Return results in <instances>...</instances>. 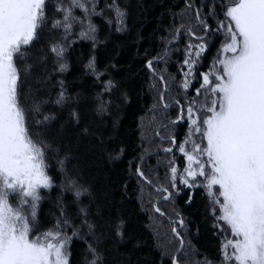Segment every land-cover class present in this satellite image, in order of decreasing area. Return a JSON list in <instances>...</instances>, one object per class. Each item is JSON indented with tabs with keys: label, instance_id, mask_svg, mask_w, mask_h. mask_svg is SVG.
<instances>
[{
	"label": "trees",
	"instance_id": "16d2710c",
	"mask_svg": "<svg viewBox=\"0 0 264 264\" xmlns=\"http://www.w3.org/2000/svg\"><path fill=\"white\" fill-rule=\"evenodd\" d=\"M82 2L87 11L46 0L36 38L16 58L19 104L51 178L39 189L31 236L60 231L68 264H227L222 245L231 232L216 218L218 205L204 184L173 181L171 168L183 172L177 146L189 125L177 119L226 42L221 22L231 0ZM62 8H71L68 30ZM189 29L207 47L185 89L188 45L200 43ZM172 138L176 147L165 152Z\"/></svg>",
	"mask_w": 264,
	"mask_h": 264
},
{
	"label": "snow or ice",
	"instance_id": "6c2138e0",
	"mask_svg": "<svg viewBox=\"0 0 264 264\" xmlns=\"http://www.w3.org/2000/svg\"><path fill=\"white\" fill-rule=\"evenodd\" d=\"M72 4L87 11L82 0H72ZM45 6L46 0H0V264H68L67 238L58 230L32 237L29 215L23 207L33 209L30 215L34 220L39 189L51 186L44 150L29 134L25 111L19 104L16 67L22 48L36 38L45 20ZM58 10L65 12L63 27L70 29L71 8ZM225 15L228 22L222 21L221 27L227 39L221 51L230 55L217 58L220 67L214 65L213 70L201 74L203 83L196 95L203 90L205 102L197 106L198 101L193 99L186 113L182 107L178 117L183 120L186 115L190 122L186 139L177 146L187 160L180 182L196 187V178L204 177L203 186L218 205L220 215L216 218L228 226L234 237L222 245L226 262L264 264V0H231ZM196 17L204 25L199 11ZM61 23L56 20L53 27ZM94 31L89 25V32ZM189 33L200 43L188 45L183 62L188 69L182 85L185 89L207 47L204 37H197L191 29ZM52 50L58 56L63 54V48ZM196 134L201 143L192 139ZM171 143L176 144L174 138ZM163 150L173 151L171 147ZM139 174L143 176V172ZM177 175V168L172 167L173 181ZM217 185L218 191H214ZM10 194L20 198L15 206ZM216 211L214 208V215Z\"/></svg>",
	"mask_w": 264,
	"mask_h": 264
},
{
	"label": "rangeland",
	"instance_id": "374dc122",
	"mask_svg": "<svg viewBox=\"0 0 264 264\" xmlns=\"http://www.w3.org/2000/svg\"><path fill=\"white\" fill-rule=\"evenodd\" d=\"M225 23H227L228 21H227V17H226V19H225V21H224ZM223 32H225L226 33V31H225V29L223 28ZM196 36L197 37H200V34H196ZM195 38V37H194ZM225 38L227 39V37L225 36ZM178 39H179V36H177V38L176 39H174L173 41H172V43H175V42H177L178 41ZM226 43V42H225ZM198 44V43H197ZM225 45V44H224ZM223 45V46H224ZM223 46H222V48H223ZM221 48V49H222ZM194 51V50H193ZM228 55H230V53H225V52H222V51H220V53H219V56H218V58H220V59H223V58H225V57H227ZM217 61V60H216ZM215 66L216 67H220V65H218L217 63H215ZM213 70V69H212ZM208 73V72H207ZM160 79H161V76H160ZM162 81H163V79H161ZM164 82V81H163ZM202 83H203V80H202ZM164 84V89H163V103H166L165 102V92H166V86H165V83H163ZM210 97H208V99H209ZM196 100L198 101V105L197 106H199V104L200 103H204L205 102V100H206V96L203 94V90H202V94L200 95V96H196ZM169 106V105H168ZM182 108V107H181ZM180 113H181V110H180ZM181 115V114H180ZM185 118H186V116H185ZM177 121H180V120H178L177 119ZM186 121H187V124L188 125H190V122L187 120V118H186ZM192 139L196 142V143H201V137H200V135L199 134H196L195 136H193L192 137ZM204 143H206V141L204 142ZM176 147V144L174 145H172V149H174ZM186 147L188 148V150H191V144H188V145H186ZM180 154H182V153H180ZM182 156L184 157V155L182 154ZM205 160H206V158H204ZM174 163H176V162H174ZM187 166V160H186V157H184V168ZM174 167H178V164L176 163L175 165H174ZM178 169V168H177ZM184 170V169H183ZM181 174H183V172H181V173H179L178 172V175H177V178H180V176H181ZM191 182V181H190ZM182 186H184V187H188V186H186V185H184L183 183H181V182H179ZM195 183L197 184V185H199V184H205L206 183V181H205V179H204V177H197L196 178V181H195ZM218 188H219V186L217 185V186H214V191H218ZM169 196H170V193H168V195H166V197L167 198H169ZM13 200H12V202H13V205L15 206L17 203H18V201H19V199H18V197L15 199L14 197L12 198ZM29 200H30V202H31V199L29 198ZM24 207V212H25V214H27V215H29V219L31 220V212H32V208L30 207V206H28V205H24L23 206ZM176 232H177V230H176ZM176 232H174L175 234H176ZM39 236V235H38ZM234 237L231 235V239H233ZM227 264H232V262H227Z\"/></svg>",
	"mask_w": 264,
	"mask_h": 264
},
{
	"label": "water",
	"instance_id": "95a60500",
	"mask_svg": "<svg viewBox=\"0 0 264 264\" xmlns=\"http://www.w3.org/2000/svg\"><path fill=\"white\" fill-rule=\"evenodd\" d=\"M175 261H176V258H175Z\"/></svg>",
	"mask_w": 264,
	"mask_h": 264
}]
</instances>
